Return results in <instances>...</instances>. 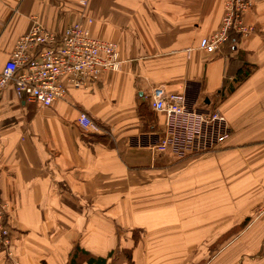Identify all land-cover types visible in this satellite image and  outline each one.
Listing matches in <instances>:
<instances>
[{
  "label": "crops",
  "instance_id": "1",
  "mask_svg": "<svg viewBox=\"0 0 264 264\" xmlns=\"http://www.w3.org/2000/svg\"><path fill=\"white\" fill-rule=\"evenodd\" d=\"M225 2L0 0V72L34 18L58 35L80 24L114 43L120 61L85 88L67 85L47 108L12 89L0 96L11 253L0 252V264H264V0L243 17L249 36L207 54L199 43L219 29ZM243 63L252 72L238 84ZM156 87L183 94L188 109L218 112L228 138L184 159L156 153L164 128L151 108ZM143 104L155 114L152 131L137 115ZM81 113L105 144L84 141Z\"/></svg>",
  "mask_w": 264,
  "mask_h": 264
},
{
  "label": "built area",
  "instance_id": "2",
  "mask_svg": "<svg viewBox=\"0 0 264 264\" xmlns=\"http://www.w3.org/2000/svg\"><path fill=\"white\" fill-rule=\"evenodd\" d=\"M252 1L226 0L219 29L201 39L199 49L215 54L231 33L249 36L253 27L246 25L243 17ZM14 45L0 72V96L12 89L18 99L41 108L64 100L67 85L73 89L85 88L89 83H96L103 73L118 71L120 66L117 46L92 37L90 30L80 24L58 35L44 29L34 18L29 31ZM151 94V108L164 115L162 136L151 146L156 153H170L184 159L204 154L228 138L230 131L218 112L188 109L183 94H167L163 87L154 88ZM77 124L84 135L99 132L98 126L84 113L80 114ZM136 142L140 144L138 139ZM4 208L0 200V252L10 256ZM260 212L264 213V209Z\"/></svg>",
  "mask_w": 264,
  "mask_h": 264
},
{
  "label": "trees",
  "instance_id": "3",
  "mask_svg": "<svg viewBox=\"0 0 264 264\" xmlns=\"http://www.w3.org/2000/svg\"><path fill=\"white\" fill-rule=\"evenodd\" d=\"M239 39H240V36L231 33L229 35L228 40L226 41V43L224 44L223 47H225V46H226V48L228 47L227 50L230 51L231 47L233 45H235ZM252 67L253 66L248 64V63H243L239 67V69L237 70V75H236V82L238 84L242 83L249 76V74L252 72ZM137 115L140 118V120H142L144 122V124H143L144 132L154 130V127L156 124V117H155V114L153 112H149L147 105L143 104V105L138 106L137 107ZM82 137H83L84 141H86L87 143H104L105 144L107 142V139H106L107 136H105V135H94V136L93 135H86V136H82ZM246 224H247V221H244L243 223L236 226L235 228H232L230 231L223 234L221 236V238L218 239L217 243L223 244L225 242V240H228L231 236L240 232L246 226ZM135 234H137V232ZM136 237L138 238V236H134L135 242H137ZM123 255L125 256V258L127 260H130L128 252H124Z\"/></svg>",
  "mask_w": 264,
  "mask_h": 264
},
{
  "label": "rangeland",
  "instance_id": "4",
  "mask_svg": "<svg viewBox=\"0 0 264 264\" xmlns=\"http://www.w3.org/2000/svg\"><path fill=\"white\" fill-rule=\"evenodd\" d=\"M262 209H264V204H263V205H261V207H260V209H259V210L261 211ZM260 211H259V212H260ZM259 214H261V212H260ZM262 214H264V213H262ZM262 214H261V215H262Z\"/></svg>",
  "mask_w": 264,
  "mask_h": 264
}]
</instances>
